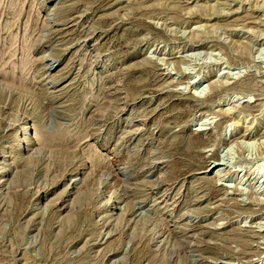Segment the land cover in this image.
<instances>
[{"label":"rangeland","instance_id":"rangeland-1","mask_svg":"<svg viewBox=\"0 0 264 264\" xmlns=\"http://www.w3.org/2000/svg\"><path fill=\"white\" fill-rule=\"evenodd\" d=\"M0 264H264V0H0Z\"/></svg>","mask_w":264,"mask_h":264},{"label":"bare ground","instance_id":"bare-ground-1","mask_svg":"<svg viewBox=\"0 0 264 264\" xmlns=\"http://www.w3.org/2000/svg\"><path fill=\"white\" fill-rule=\"evenodd\" d=\"M211 87H212V86H211ZM213 88H214V87H213ZM220 115H221V114H220ZM207 129H208V128H207ZM205 135H206V134H205ZM247 137H248V135H245V134H244V136H242L241 138L244 139V138H247ZM200 138H201V137H200ZM236 141H237V140H236ZM211 161H212V160H211ZM217 161H218V160H217ZM215 162H216V161H215ZM217 165H218V164H217ZM215 167H216V163H211V164H209V165L207 166L206 169H209V168H210V169H211V168L213 169V168H215ZM217 178H218V177H217Z\"/></svg>","mask_w":264,"mask_h":264}]
</instances>
